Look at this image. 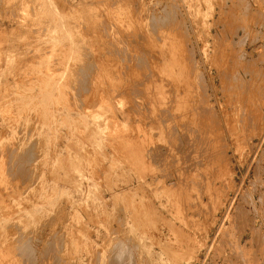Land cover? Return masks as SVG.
Returning a JSON list of instances; mask_svg holds the SVG:
<instances>
[{
  "label": "rangeland",
  "instance_id": "374dc122",
  "mask_svg": "<svg viewBox=\"0 0 264 264\" xmlns=\"http://www.w3.org/2000/svg\"><path fill=\"white\" fill-rule=\"evenodd\" d=\"M263 149L264 0H0V264H264Z\"/></svg>",
  "mask_w": 264,
  "mask_h": 264
},
{
  "label": "bare ground",
  "instance_id": "6f19581e",
  "mask_svg": "<svg viewBox=\"0 0 264 264\" xmlns=\"http://www.w3.org/2000/svg\"><path fill=\"white\" fill-rule=\"evenodd\" d=\"M61 4V3H60ZM252 6V5H251ZM184 7V6H183ZM262 12V11H261ZM244 15V14H243ZM190 22V21H189ZM152 24V23H151ZM182 25V24H181ZM35 30V29H34ZM194 32V31H193ZM128 34V33H127ZM142 48H144V47H142ZM250 53V52H249ZM138 62V61H137ZM90 66V65H89ZM92 66H90V68H91ZM93 68V67H92ZM140 85V84H139ZM134 86V85H133ZM86 88V87H85ZM81 90V89H80ZM133 91V90H132ZM144 97V96H143ZM140 108V107H139ZM165 110V109H164ZM220 111V110H219ZM193 129V128H192ZM182 140V139H181ZM30 150V149H29ZM28 150V151H29ZM264 150V149H263ZM32 151H30V153H31ZM27 153V152H26ZM26 155V154H25ZM11 158V157H10ZM23 160V159H22ZM28 160H30V159H28ZM27 160V161H28ZM31 161V160H30ZM206 161V160H205ZM225 161V160H224ZM252 161V160H251ZM258 161V160H257ZM251 165V164H250ZM23 167V166H22ZM264 167V166H263ZM18 168V167H17ZM21 170V169H20ZM22 171V170H21ZM83 173V172H82ZM255 174V173H254ZM189 176V175H188ZM194 179V178H193ZM197 179V178H196ZM243 182V181H242ZM255 185V184H254ZM253 190V189H252ZM254 191V190H253ZM250 196V195H249ZM259 197V196H258ZM244 198V197H243ZM236 206V205H235ZM260 206V205H259ZM240 208V207H239ZM263 210V209H262ZM238 212V211H237ZM240 212V211H239ZM246 213V212H245ZM240 215V214H239ZM53 216H55V215H53ZM226 216V215H225ZM241 216V215H240ZM244 216V215H243ZM234 217H236V215L234 216ZM239 217V216H238ZM245 217V216H244ZM57 219V218H56ZM231 219V218H230ZM235 219H237V218H235ZM244 220V219H243ZM262 221H263V219H262ZM17 223V222H16ZM18 224V223H17ZM54 224V223H53ZM229 225H230V223H229ZM241 225H243V224H241ZM247 226V225H246ZM242 227V226H241ZM113 228V227H112ZM243 228H245V227H243ZM252 228V227H251ZM252 231V230H251ZM37 234V233H36ZM254 236V235H253ZM255 239V238H254ZM258 239V238H257ZM264 239V238H263ZM131 240V239H130ZM222 240V239H221ZM256 240V239H255ZM253 241V240H252ZM263 241V240H262ZM30 242V241H29ZM214 243V242H213ZM236 243V242H235ZM227 244V243H226ZM223 245V244H222ZM243 245H245V244H243ZM119 246V245H118ZM253 246V245H252ZM129 247V246H128ZM219 247V246H218ZM130 248V247H129ZM110 250H111V248H110ZM217 250V249H216ZM30 251V250H29ZM51 251V250H50ZM117 251V250H116ZM129 251V250H128ZM220 251V250H219ZM137 253V252H136ZM32 255V254H31ZM244 257V256H243ZM114 258V257H113ZM127 258V257H126ZM215 258V257H214ZM31 260V259H30ZM32 261V260H31ZM132 261V260H131ZM135 262V261H134ZM118 263V262H117ZM214 263V262H213ZM30 264H32V263H30ZM34 264V263H33ZM59 264V263H58ZM123 264V263H122Z\"/></svg>",
  "mask_w": 264,
  "mask_h": 264
}]
</instances>
